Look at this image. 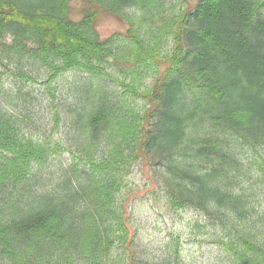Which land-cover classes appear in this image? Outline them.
<instances>
[{
  "label": "trees",
  "instance_id": "trees-1",
  "mask_svg": "<svg viewBox=\"0 0 264 264\" xmlns=\"http://www.w3.org/2000/svg\"><path fill=\"white\" fill-rule=\"evenodd\" d=\"M179 1L0 0V62L15 61L22 80L33 79L30 61L48 84L89 76L74 83L67 113L75 160L48 170V189L28 180L61 146L0 110L7 264H108L127 242L120 194L139 160L170 207L227 231L235 264H264V0ZM102 16L126 32L101 39Z\"/></svg>",
  "mask_w": 264,
  "mask_h": 264
},
{
  "label": "rangeland",
  "instance_id": "rangeland-1",
  "mask_svg": "<svg viewBox=\"0 0 264 264\" xmlns=\"http://www.w3.org/2000/svg\"><path fill=\"white\" fill-rule=\"evenodd\" d=\"M184 3L185 0H180L176 4ZM80 10V3L75 2L73 18H79ZM96 29L104 40L124 34L127 27L113 17L102 16ZM27 65L26 72L34 80H22L15 61L0 62V110L22 119L27 136L42 143L50 142L52 148L57 144L61 146L45 166L34 169L29 178V184L37 192L48 189L51 184L49 169L58 166L66 169L75 160L76 149L71 148L74 135L67 113L75 100L74 83H84L89 76L71 71L48 84L46 69L31 61ZM110 73L126 81L117 69H111ZM120 198L128 238L125 244L121 242L114 247L106 260L108 264H235L228 248L231 238L226 237L227 231L214 225L199 210L170 207L149 162L139 160L135 164ZM255 201L259 208H264L263 193L258 194ZM0 264L7 262L0 258Z\"/></svg>",
  "mask_w": 264,
  "mask_h": 264
}]
</instances>
